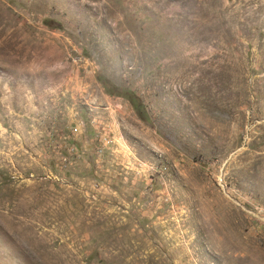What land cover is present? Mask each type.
<instances>
[{
    "label": "rangeland",
    "instance_id": "rangeland-1",
    "mask_svg": "<svg viewBox=\"0 0 264 264\" xmlns=\"http://www.w3.org/2000/svg\"><path fill=\"white\" fill-rule=\"evenodd\" d=\"M0 264H264V0H0Z\"/></svg>",
    "mask_w": 264,
    "mask_h": 264
},
{
    "label": "trees",
    "instance_id": "trees-1",
    "mask_svg": "<svg viewBox=\"0 0 264 264\" xmlns=\"http://www.w3.org/2000/svg\"><path fill=\"white\" fill-rule=\"evenodd\" d=\"M101 82V85L104 89V91L107 94H115L114 90L122 95L130 104V106L132 107L133 110H135V112L137 113V115L139 116V118L143 119L144 121H147V115L146 112L144 110V107L142 106V104L140 103L139 99L134 95V93L130 92V91H124L118 88L113 87L106 79H99Z\"/></svg>",
    "mask_w": 264,
    "mask_h": 264
}]
</instances>
